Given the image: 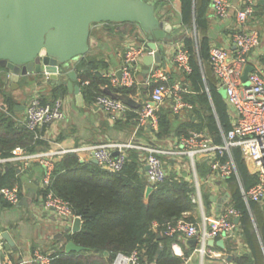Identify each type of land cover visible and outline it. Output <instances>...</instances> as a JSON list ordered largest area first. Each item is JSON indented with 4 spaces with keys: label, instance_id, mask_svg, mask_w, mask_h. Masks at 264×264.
Instances as JSON below:
<instances>
[{
    "label": "trees",
    "instance_id": "trees-1",
    "mask_svg": "<svg viewBox=\"0 0 264 264\" xmlns=\"http://www.w3.org/2000/svg\"><path fill=\"white\" fill-rule=\"evenodd\" d=\"M208 5L209 0H179V38L187 49L191 68V72L182 73L181 85L189 90L183 92L182 98L192 105V109L186 115V122L173 131L172 122L178 116L172 113L170 101L160 108L157 130H141L152 133L156 143L188 136L192 132H207L212 142L220 145L221 134L231 129L228 105L214 75H211L209 65ZM98 64L99 61L89 56L74 63L81 81H88V85L82 88L83 93L88 97L92 94L94 99L99 95L113 96L98 88L99 84H104L108 86L106 89L121 95L116 98L125 102L124 97L131 94L134 88L110 87ZM53 90L54 100L66 93L61 85ZM0 95L3 102L0 107L13 112V100L3 90L1 81ZM41 103L44 104V100ZM36 145H43V141L35 132L24 126L18 127L0 110V158L11 157V151L16 146L34 154ZM230 153L237 179L233 175L224 179L225 192L228 193V204L239 212L237 227L249 250L240 257H232V263L264 264V204L252 201L246 204L241 198V189L247 191L257 179L248 172L239 148H231ZM140 155L136 149H128L122 170L113 173L91 161L80 162L74 152L63 155L54 163L51 185L42 188L39 195L43 199L48 192H52L69 203L72 214L80 218L82 225L74 234L64 235L63 240L51 249L48 255L50 264H111L117 253L129 256L135 251L143 264H183L182 258L171 250L176 235L167 237L163 232L168 223L181 219L195 206L190 199L193 192L191 181L186 172L179 173L180 176L168 172L165 182L150 186L144 177ZM6 167H0V189L20 187L16 167ZM196 169L201 178L209 171L205 162L197 163ZM149 186L151 190L145 198ZM201 199L203 206L209 207L212 200L210 192H202ZM0 207L14 206L0 195ZM68 242L83 247V250L67 253L65 245Z\"/></svg>",
    "mask_w": 264,
    "mask_h": 264
},
{
    "label": "built area",
    "instance_id": "built-area-1",
    "mask_svg": "<svg viewBox=\"0 0 264 264\" xmlns=\"http://www.w3.org/2000/svg\"><path fill=\"white\" fill-rule=\"evenodd\" d=\"M213 17L223 20L228 17L231 3L229 0H209ZM259 0H240L241 5L235 8V26L229 34L230 46H216L211 44L209 51V65L217 82L218 89H224L225 102L228 105V115L231 129L221 134L222 144L212 142L207 132H192L188 136L174 137L171 150L155 149L134 144H121L116 142L90 145L79 150H87L92 159L107 172H119L127 160V150L136 149L140 154V160L144 168V177L150 186L165 182L168 175L165 162L161 155L171 154L178 159H186V171L189 172L188 180L191 181L193 192L190 195L192 203L198 205L201 211L199 222L182 218L168 223L163 234L165 236L180 235L187 238H196L199 241V253L204 256L205 247L209 240L217 238H235L238 227L236 220L239 212L228 204V193L222 195L221 208L210 215L204 213L201 199L202 185L209 187L210 195L219 191V184L224 179L233 175L237 179L234 161L230 150L237 147L241 158L244 160L248 172L255 176L257 182L247 191L241 189V198L246 204L249 201L264 204V60L252 66L253 70L247 74L246 81H242V75L248 63L250 54L260 43V34L257 28L249 26V21L255 18L256 5ZM172 7L178 0H165ZM142 38L140 34L133 35L134 44L126 47L123 56V64L120 68V77L114 73L103 74L108 77L113 87H132L138 82L134 79V65L136 61L146 55H153L154 51L143 47L138 42ZM174 54L173 61L176 67L184 73L191 72L187 49L181 43ZM143 86L149 88L148 97L136 112L135 126L137 129H148L150 132L157 130V113L163 107L166 98H170V106L174 115H179L183 110H191L192 105L184 101L183 92H189L187 87L171 82L169 73L160 69L157 64L148 68ZM86 84V82H84ZM95 104L114 118H122L127 112V103L107 95H99L95 98ZM24 127L31 132H38L42 127L54 121H62L65 118L63 102L60 98L51 104H42L38 95L24 107ZM79 150L74 149L76 153ZM68 151H53L50 153L27 154L18 146L11 151V161H20L23 166L34 160L39 161L44 168L41 180L43 188L50 186L54 163ZM116 153V154H115ZM205 162L209 171L204 179L199 178L196 165ZM180 176V174L178 175ZM239 182V180H238ZM1 197L16 207L20 203V191L14 187L0 189ZM216 198V196H215ZM43 208L55 217L59 222L67 225L73 222L74 216L69 203L62 200L52 192H48L42 199ZM1 240V236H0ZM0 242V247L1 246ZM211 256L223 258L217 252H211ZM32 260L36 264H50L48 255L40 250L33 251ZM224 264H233L223 258ZM6 264H12L7 261ZM111 264H143L138 253L132 252L126 256L117 253Z\"/></svg>",
    "mask_w": 264,
    "mask_h": 264
},
{
    "label": "crops",
    "instance_id": "crops-1",
    "mask_svg": "<svg viewBox=\"0 0 264 264\" xmlns=\"http://www.w3.org/2000/svg\"><path fill=\"white\" fill-rule=\"evenodd\" d=\"M145 1L153 5L156 14L160 16L166 15V19L162 17V20L169 23L171 26L170 33L174 36L173 41H162L157 44L160 52V63L157 65L160 69L170 74L171 82L181 84L183 72L176 67L173 61L178 46L183 43L179 38L181 31L178 12L179 0L173 7L166 3L165 0ZM229 1L231 8L226 19L216 20L213 17L210 1L207 9L209 21L207 34L210 39V44L218 47L230 46L229 34L235 26L234 9L241 5L240 0ZM258 4L259 7L255 8V18L249 21V26L257 28L260 34L258 48L250 54L248 60L251 66H255L258 62L264 60V0H259ZM169 9H172V11ZM173 26L179 27L174 29ZM89 33L88 51L85 56L99 61V69L106 75L114 73L118 76V72H120L123 64L126 47L134 44V34H140L142 39L138 43L148 50L150 49L147 34L141 31L136 24L94 23L90 26ZM144 56L139 58L134 65V69H136L134 71V79L138 84L132 86L134 91L124 97L125 100L132 99L134 104L133 106L127 104V112L122 118L110 116L95 104V99L92 97V94L88 97V95L83 93L82 88L88 85V81L82 82L76 71L79 92L76 93L73 91L69 93L66 87L61 85L66 90V93L60 98L63 102L65 118L62 121H54L36 132L38 138L43 141V145H36L37 150L35 153H50L53 151H68L71 153L74 149L79 150L90 147V145L109 142L121 144L130 143L143 147L147 146L155 149L171 150L173 148L172 141L174 137L166 139L163 143H156L152 133L149 131L143 133L135 126V114L149 94V88L143 86L145 76L147 75V73L143 74L142 69ZM73 65L74 63L69 64L68 69L63 70L61 73L63 81H68L66 76L67 70L72 69L75 71ZM211 75L213 76L212 71ZM104 80H108V77H104ZM0 81L2 82L3 90L12 98L14 103L12 107L13 112L2 107H0V110L5 112L6 116L15 122V125L18 127L24 126V107L32 97L38 95L41 102L44 100V104H51L54 100L53 89L60 85L52 84L45 74L32 73L31 75L20 77L16 84L12 86L7 77V73L1 68ZM109 86L117 88L111 85ZM107 87L104 84L98 85V88L103 90L106 95L111 94L115 97H121L120 94L106 89ZM168 101H170L169 97L166 98L164 105ZM2 103L0 95V106ZM189 112L190 110H183L181 114L177 115L178 118L172 122L173 131L183 122H186V115ZM192 121L194 122L195 119H192ZM75 154L78 156L80 162L86 163L92 162L93 160L91 153L87 150H79ZM160 159L165 162L168 172L171 174L177 173V175L186 172V177L188 178L189 172L185 170L187 167L186 159H178L175 155L173 156L171 154L161 155ZM6 166L16 167V175L21 185L20 187L18 185L22 195L20 201L25 198L26 205L19 203V205L12 208L0 207V234L3 231L7 232L12 242H14V246L7 249L4 246L5 242L3 239L0 240L2 244V247H0V264H6L7 261H10L12 264H36L31 257L33 251L37 249L47 255L51 254V249L63 240L64 235L72 234L73 222L65 225L43 208L39 191L43 188L41 180L44 174V168L39 161L34 160L26 166H23V163L20 161H11L10 157L0 158V167L7 169ZM219 186V191L213 196L210 195V199L212 200L209 207L204 206V213L206 215H210L212 212H218L221 208L223 201L222 195L225 192V183L223 182ZM209 190L206 184L202 185L203 193L204 191L210 192ZM183 218L199 222L201 220L199 206L195 205L183 215ZM175 237L171 245V250L174 255L182 258L183 264H224L223 258L227 260L228 256L234 258L242 256L243 253H249V250L243 242L239 228L235 238H224V240L217 238L213 240L215 243L212 245H209L207 242L204 256L198 251L200 244L196 238L185 239L180 235H176ZM219 240H223V248L216 245V242ZM211 252L220 253L223 255V258L213 257L210 255Z\"/></svg>",
    "mask_w": 264,
    "mask_h": 264
},
{
    "label": "water",
    "instance_id": "water-1",
    "mask_svg": "<svg viewBox=\"0 0 264 264\" xmlns=\"http://www.w3.org/2000/svg\"><path fill=\"white\" fill-rule=\"evenodd\" d=\"M105 22L136 24L147 34L148 46L154 53L144 56L143 74L151 64L160 63L157 44L174 40L169 23L159 20L153 5L145 0H0V68L7 73L12 86L20 77L45 74L52 84L64 85L69 93H78L76 71H66L68 81L62 80L61 73L87 55L90 26ZM252 70V66L246 67L243 82ZM125 103L134 104L132 99H126ZM92 162L96 164L94 159ZM150 190L149 186L146 197ZM20 204L26 205L25 198ZM80 226V218L75 217L71 233L79 231ZM0 236L5 248L14 246L7 232H1ZM214 243L208 241L209 245ZM216 245L223 248V240ZM82 250L73 242L65 245L67 253Z\"/></svg>",
    "mask_w": 264,
    "mask_h": 264
},
{
    "label": "rangeland",
    "instance_id": "rangeland-1",
    "mask_svg": "<svg viewBox=\"0 0 264 264\" xmlns=\"http://www.w3.org/2000/svg\"><path fill=\"white\" fill-rule=\"evenodd\" d=\"M169 10L172 11V9H169ZM157 17L159 19H161V20H162V17L166 19V15L165 14L162 15V16H160V15L157 14ZM220 93L224 96V89L223 88H221ZM185 164H186V162H185Z\"/></svg>",
    "mask_w": 264,
    "mask_h": 264
}]
</instances>
